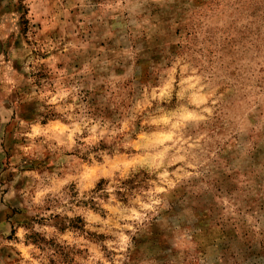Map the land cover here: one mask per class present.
I'll list each match as a JSON object with an SVG mask.
<instances>
[{
    "label": "clouds",
    "instance_id": "clouds-1",
    "mask_svg": "<svg viewBox=\"0 0 264 264\" xmlns=\"http://www.w3.org/2000/svg\"><path fill=\"white\" fill-rule=\"evenodd\" d=\"M0 264H264V0H0Z\"/></svg>",
    "mask_w": 264,
    "mask_h": 264
}]
</instances>
